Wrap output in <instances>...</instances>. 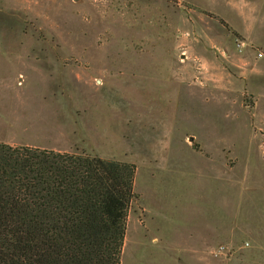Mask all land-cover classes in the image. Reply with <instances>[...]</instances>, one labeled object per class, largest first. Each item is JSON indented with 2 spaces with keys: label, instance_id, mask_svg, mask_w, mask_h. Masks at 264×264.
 <instances>
[{
  "label": "rangeland",
  "instance_id": "rangeland-1",
  "mask_svg": "<svg viewBox=\"0 0 264 264\" xmlns=\"http://www.w3.org/2000/svg\"><path fill=\"white\" fill-rule=\"evenodd\" d=\"M0 141L135 164L121 264H264V0H0Z\"/></svg>",
  "mask_w": 264,
  "mask_h": 264
},
{
  "label": "trees",
  "instance_id": "trees-1",
  "mask_svg": "<svg viewBox=\"0 0 264 264\" xmlns=\"http://www.w3.org/2000/svg\"><path fill=\"white\" fill-rule=\"evenodd\" d=\"M136 166L0 141V264H121Z\"/></svg>",
  "mask_w": 264,
  "mask_h": 264
}]
</instances>
